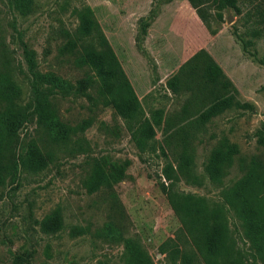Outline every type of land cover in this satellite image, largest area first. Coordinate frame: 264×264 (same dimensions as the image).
<instances>
[{"label":"rangeland","instance_id":"obj_1","mask_svg":"<svg viewBox=\"0 0 264 264\" xmlns=\"http://www.w3.org/2000/svg\"><path fill=\"white\" fill-rule=\"evenodd\" d=\"M220 0H34L32 12L22 16L11 0H0V82L15 81L23 91L22 104L31 100L30 74L25 45L36 52L39 69L54 72L73 83L92 75L80 67L67 44L77 37L80 15L90 9L98 29L84 39L100 47L105 39L136 92L146 117L160 111L163 124L191 106L197 109L210 99V88L196 97L188 85L200 83L201 67L212 60L230 83L228 92L246 109L231 108L205 127H156L153 149L140 152L132 142L125 120L111 108L85 95L57 99L60 117L71 125L93 121L85 133L73 137L84 151L71 154L52 147L53 163L39 174L22 172L0 184V264H126L124 245L106 237L109 225L125 238L138 240L145 257L131 264H171L160 246L176 237L182 227L164 187L179 195L221 202V188L213 184L205 165L216 144L227 137L241 156L262 151L264 138V0H237L239 11H219ZM80 43V42H79ZM195 72H185L192 62ZM181 75V89L173 93L168 82ZM1 109V104H0ZM187 123V122H186ZM185 125V124H184ZM35 121L23 128L13 146L15 156L26 153L32 142L41 143ZM193 158L181 174V155ZM109 156L129 161L127 177L112 190L90 194L84 186L86 161ZM173 166L172 180L165 170ZM244 172L238 163L225 180L227 185ZM197 177L202 185L192 182ZM62 210L63 229L48 235L41 221ZM230 235L244 259L252 264L249 246L234 213L228 215ZM256 264H262L257 261Z\"/></svg>","mask_w":264,"mask_h":264},{"label":"trees","instance_id":"obj_2","mask_svg":"<svg viewBox=\"0 0 264 264\" xmlns=\"http://www.w3.org/2000/svg\"><path fill=\"white\" fill-rule=\"evenodd\" d=\"M33 4L34 0H11L14 10L22 16L32 12ZM227 8L239 11L237 0H220L219 11ZM97 29L91 10L86 9L80 15L77 37L67 44L69 53L75 56L78 65L88 68L93 72L92 75L86 73L84 78L73 83L57 73L42 72L36 52L26 44L24 53L31 76L30 102L22 104L23 91L15 81L4 78L0 82V184H5L9 177L16 180L22 172L39 174L48 169L55 156L52 147L65 148L71 154L85 152L80 140L75 145L71 143L74 136L90 129L93 121L84 120L77 125L65 122L57 108L59 97L85 95L92 101L95 109L99 105L113 109L125 120L132 142L142 153L153 149L156 127L164 125L167 129L180 127V130L205 127L213 118L233 107L247 108V105L228 92L231 85L220 68L212 60H207L199 70L201 82L188 85L195 97L204 88L211 89L207 106L203 110L197 109V116L193 121L189 105L181 114L166 120L164 124L160 111L146 117L136 92L108 42L103 39L100 47L85 44L84 39ZM260 62L264 65V56ZM192 63L193 61L183 67L182 74L195 72L191 68ZM181 83V75H176L168 82L169 89L178 93ZM34 121L42 133L41 143L34 141L26 153L15 156L13 146L16 138L23 128ZM262 146L260 153L247 159L241 156L238 146L227 137L216 144L205 165V171L210 181L221 188V202L210 203L201 197L179 195L164 187L168 201L182 224L176 237L168 239L159 249L161 254L167 255L171 264H249L230 235L229 213H234L241 224L243 241L249 246L252 264L257 261L264 264V138ZM180 159L179 171L184 174L193 163V158L183 154ZM236 163L244 175L227 185L225 180ZM86 166L84 186L88 193L93 194L102 189L112 190L124 181L130 162L102 156L88 159ZM172 172L173 166L165 170L169 181L172 180ZM192 180L195 184H203L197 177ZM40 227L44 234L59 233L64 227L62 210L57 209L46 216ZM105 235L123 243L126 264L138 262L145 257L146 253L140 242L125 238L112 224ZM23 262V258L17 257L15 260V264Z\"/></svg>","mask_w":264,"mask_h":264}]
</instances>
